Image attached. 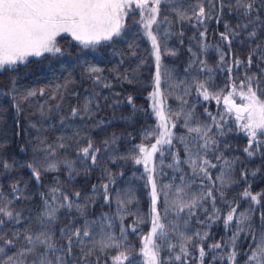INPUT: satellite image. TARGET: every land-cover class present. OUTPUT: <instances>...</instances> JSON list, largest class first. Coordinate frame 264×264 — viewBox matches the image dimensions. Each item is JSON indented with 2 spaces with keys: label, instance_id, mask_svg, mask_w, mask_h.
I'll return each mask as SVG.
<instances>
[{
  "label": "trees",
  "instance_id": "1",
  "mask_svg": "<svg viewBox=\"0 0 264 264\" xmlns=\"http://www.w3.org/2000/svg\"><path fill=\"white\" fill-rule=\"evenodd\" d=\"M251 2V13L244 16L236 0H161L151 31L161 56L158 99L172 135L170 144L158 145L148 164L151 172L143 161L135 163L141 157L137 146L150 149L163 131L151 98L155 49L141 18L135 23L127 18L111 40L87 47L61 40L60 53L0 70V207L12 213H0V264H41L43 259L114 264L120 252L127 256L122 264H146L141 248L154 215L149 175L157 185L155 207L164 225L165 235L158 230L153 238L159 264H245L255 248L253 234L264 233V135L249 148L241 128L245 121L227 112L222 97L233 82L247 85L251 77L264 100V0ZM201 6L206 15L197 19ZM221 33L229 39L222 40ZM233 100L241 103L239 95ZM89 144L85 156L82 149ZM190 158L197 162L195 173ZM203 159L216 165L208 168L211 179L199 172ZM54 189H59L55 200ZM194 198V207L179 210ZM51 208L57 211L48 216ZM233 208L234 220L226 225ZM241 213L248 219L238 226ZM40 232L50 237L54 250L37 245L28 251L33 246L25 237ZM100 241L119 247L102 249ZM217 243L219 248L210 247ZM233 251L234 261L228 259Z\"/></svg>",
  "mask_w": 264,
  "mask_h": 264
},
{
  "label": "snow or ice",
  "instance_id": "2",
  "mask_svg": "<svg viewBox=\"0 0 264 264\" xmlns=\"http://www.w3.org/2000/svg\"><path fill=\"white\" fill-rule=\"evenodd\" d=\"M161 0H0V68L5 65H14L17 62L25 61L29 56H41L44 53L57 54L61 52V49L56 46L57 36L61 33H69L75 41L85 47L94 45L101 40H111L113 36L119 35L123 28V21L129 14V10L135 8L140 11L141 23L147 30L146 35L151 40L152 46L155 49L156 59V74H155V91L151 93V98L155 101L153 109L156 115L160 118L161 124L158 126L163 131L159 132V137L156 142L151 144L150 149L145 145H138L140 158L135 159V163L140 164L142 161L145 165L146 170L149 172L152 169L148 168L149 162L152 160L153 155L158 151V145L170 144L172 133L168 130V125L165 121V116L162 111V103L158 99L161 96L160 84H161V71H160V48L157 40V36L151 31L152 26L157 21L159 13V6ZM235 7L243 10L244 16H249L253 8L251 0H236ZM197 19L205 17V9L203 6L199 8L197 13H194ZM252 21L249 20V23ZM227 27V26H226ZM247 27V25H244ZM203 36L204 34L201 33ZM221 39L227 41L229 39L226 33H221ZM255 35V33H251ZM223 59V57H221ZM239 63V62H237ZM92 71H99L98 69H92ZM230 71V69H229ZM251 77L248 78L247 85L245 81H241L239 86L234 82L231 85V91L226 96H223V102L226 106V110L229 113L235 112V118L237 121H245L241 124V128L247 133L249 137V148L257 141L258 135H264V100H261L256 91L251 86ZM198 89H203V97L205 100L210 98V94L203 83L197 85ZM239 87L240 91L237 92ZM247 87V91L244 88ZM35 93H29L34 95ZM234 95H239L241 99L240 104H236L233 100ZM218 102L221 99L220 95L214 97ZM129 97V102H131ZM246 101V102H245ZM73 114H76V109H73ZM174 126V125H173ZM189 132L201 131L200 128H189ZM151 135V133H148ZM206 135V133H205ZM207 141L203 147H207ZM187 147V146H186ZM91 144L87 148L82 149L85 156L89 154ZM249 148H245V151L249 155L252 153ZM95 162V156L92 157ZM219 159V157H217ZM178 162V161H177ZM192 167L193 172L197 170V162L195 159L190 158L188 161ZM7 167V165H5ZM29 167H32L29 165ZM50 169L56 167L55 164H49ZM215 168L216 165L211 164L207 159H203L199 165V172L204 173V176L211 179L208 172V168ZM34 175L39 179L40 172L37 169H33ZM151 182V198H152V227L149 235L145 236L141 253L146 259V264H159V245L154 243L153 237L157 236L158 230L160 236H164V225L160 223L159 213L156 211V203L158 200L157 185L151 175L148 177ZM217 179L222 180V176ZM105 192L107 191L108 185H103ZM59 189L53 190L52 199L55 200V193ZM177 193L183 191V189H177ZM79 197V193L75 194ZM211 196V191L208 192ZM245 197L251 196L252 201H257L256 195H251L248 191L243 193ZM64 200H68V196H63ZM107 200V195L105 196ZM175 203V202H174ZM196 204L195 198L190 203H181L179 210L182 211L184 208L194 207ZM72 205L69 204L68 207ZM57 211L56 208H51L48 212V216H52ZM0 213H4L9 217L12 216L10 211H6L4 207H0ZM236 209H232L226 216L225 224H229L234 220ZM239 224H242L248 217L241 213ZM123 231V230H122ZM135 231V229H133ZM74 235L79 236L80 231L77 230ZM84 236H88L89 232L85 231ZM28 244L33 247L28 249L32 251L37 245H45L47 248L54 250V246L49 242L50 237L45 233L40 232L33 235H27L25 237ZM190 239V237L188 238ZM234 239V237H233ZM111 241L112 237H108ZM253 241L255 248L251 249V254L247 257L245 264H264V233L259 236L253 234ZM12 243V241H7ZM100 247L110 248L119 247L116 242L106 243L100 241ZM174 247L169 245V248ZM211 248H219L220 244H214ZM181 252H185L182 247ZM205 255L204 249L200 248V257L203 259ZM236 252L233 251L228 259L234 261ZM11 259V257L9 258ZM127 256L124 252H120L113 258L114 264H122L123 260H126ZM176 260H180L181 257L178 255L175 257ZM41 264H50L46 259L41 260Z\"/></svg>",
  "mask_w": 264,
  "mask_h": 264
},
{
  "label": "rangeland",
  "instance_id": "3",
  "mask_svg": "<svg viewBox=\"0 0 264 264\" xmlns=\"http://www.w3.org/2000/svg\"><path fill=\"white\" fill-rule=\"evenodd\" d=\"M127 18H130L128 21H133V23H135V19H140L141 18V14H140V11L133 8L131 10H129V14L125 17L124 21H123V25L126 23V20ZM131 29L129 26L126 27V30H129ZM116 36V35H115ZM114 37V36H113ZM57 40V43H56V46L57 47H61V43H59L61 40H74L72 39L71 35L69 33H61L59 36H57L56 38ZM102 41V40H101ZM45 55L46 54H49V53H44ZM43 54V55H44ZM31 57H37V56H29L28 58H31ZM39 57V56H38ZM27 58V59H28ZM26 59V60H27ZM25 60V61H26ZM24 62V61H23ZM17 63H22V62H17ZM6 66V65H5ZM2 68H0L1 70ZM154 238V237H153Z\"/></svg>",
  "mask_w": 264,
  "mask_h": 264
}]
</instances>
